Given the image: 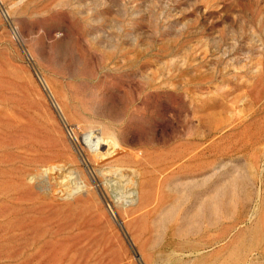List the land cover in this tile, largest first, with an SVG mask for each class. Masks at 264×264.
Instances as JSON below:
<instances>
[{
    "label": "rangeland",
    "instance_id": "1",
    "mask_svg": "<svg viewBox=\"0 0 264 264\" xmlns=\"http://www.w3.org/2000/svg\"><path fill=\"white\" fill-rule=\"evenodd\" d=\"M0 264H264V0H0Z\"/></svg>",
    "mask_w": 264,
    "mask_h": 264
},
{
    "label": "bare ground",
    "instance_id": "2",
    "mask_svg": "<svg viewBox=\"0 0 264 264\" xmlns=\"http://www.w3.org/2000/svg\"><path fill=\"white\" fill-rule=\"evenodd\" d=\"M50 172V171H49ZM75 192V191H74Z\"/></svg>",
    "mask_w": 264,
    "mask_h": 264
}]
</instances>
